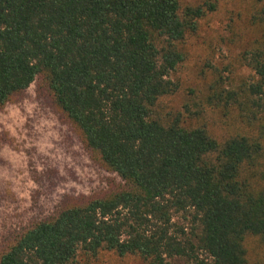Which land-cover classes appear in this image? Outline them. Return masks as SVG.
<instances>
[{"label": "trees", "instance_id": "trees-1", "mask_svg": "<svg viewBox=\"0 0 264 264\" xmlns=\"http://www.w3.org/2000/svg\"><path fill=\"white\" fill-rule=\"evenodd\" d=\"M242 1L253 37L191 85L219 0H0V109L37 82L119 177L0 243V264H264V0Z\"/></svg>", "mask_w": 264, "mask_h": 264}, {"label": "rangeland", "instance_id": "rangeland-1", "mask_svg": "<svg viewBox=\"0 0 264 264\" xmlns=\"http://www.w3.org/2000/svg\"><path fill=\"white\" fill-rule=\"evenodd\" d=\"M196 3L203 0H181ZM242 0H219L191 43V57L180 71L186 84L199 83L204 59L220 66L234 61L236 34L252 38ZM237 75H249L238 68ZM119 177L101 167L37 82L0 109V243L34 221L52 214L67 195L103 190ZM177 220V218H176ZM89 264H145L137 256L104 252Z\"/></svg>", "mask_w": 264, "mask_h": 264}]
</instances>
